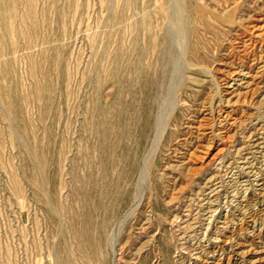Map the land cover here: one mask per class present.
Instances as JSON below:
<instances>
[{
	"label": "rangeland",
	"instance_id": "1",
	"mask_svg": "<svg viewBox=\"0 0 264 264\" xmlns=\"http://www.w3.org/2000/svg\"><path fill=\"white\" fill-rule=\"evenodd\" d=\"M123 197L126 261L264 264V0H0V264H113Z\"/></svg>",
	"mask_w": 264,
	"mask_h": 264
},
{
	"label": "bare ground",
	"instance_id": "2",
	"mask_svg": "<svg viewBox=\"0 0 264 264\" xmlns=\"http://www.w3.org/2000/svg\"><path fill=\"white\" fill-rule=\"evenodd\" d=\"M181 51V50H180ZM189 67V66H188ZM218 95V94H217ZM158 127V126H157ZM145 165V164H144ZM147 165V164H146ZM149 165V164H148ZM145 167V166H144ZM148 167V166H147ZM145 169H146V167H145ZM148 169V168H147ZM142 173H143V170H142ZM141 176H139V178L141 177V180L143 179L142 178V176L144 175V173L143 174H140ZM139 178H137V183H139L138 182V179ZM143 181V180H142ZM140 184V183H139ZM136 185V184H135ZM139 188H141V187H139ZM263 192V191H262ZM137 193H138V190H137V186L135 187V192H134V195H135V199L139 196H141V195H139L138 194V196H137ZM137 196V197H136ZM121 197V196H120ZM125 197H123V199L121 198V199H117L116 198V201H115V203H113L112 204V207H110V210H109V213H108V217H107V219H108V221L107 222H105V224H104V230H103V232H102V234H101V240H103L104 238H106L107 237V247H108V249L110 250V252H111V255H112V262H113V264H135L136 263V260L135 259H132V260H130V261H126V260H124L125 258H124V252L126 251V248L124 247V246H122V247H119L118 249L117 248H114V246H115V244H116V235H117V229H118V224H120L119 223V221H122V219H123V216H124V214L123 215H121V217L119 218V221H116L115 222V224L112 226V230L109 232L108 230H107V228L109 227V222L113 219V218H115L116 217V213H117V211L119 210L118 208H120L121 207V204H123L124 203V201H125ZM138 199V198H137ZM139 201H141L140 199H139ZM139 203V202H138ZM230 204V203H229ZM124 205V204H123ZM242 205H244V204H242ZM133 207H134V205H133ZM247 207V206H246ZM249 207V206H248ZM241 208V207H240ZM133 209V208H132ZM131 209V210H132ZM130 210V209H129ZM151 210V209H150ZM240 210V209H239ZM238 210V212L239 213H237V215L236 214H233V212H227V214H225L224 215V220H223V223H222V225L225 227V228H222V231L223 230H227V228H228V225L230 224V227H233V221H238L239 223L240 222H242V219H241V214H240V211ZM229 211H231V210H229ZM237 211V210H236ZM242 211V210H241ZM245 211V210H244ZM243 211V212H244ZM128 212V211H127ZM126 212V213H127ZM148 212V211H147ZM151 212V211H150ZM152 213H154V212H152ZM153 215V214H152ZM149 216H151V215H148L147 217L149 218ZM189 216V215H188ZM243 216V215H242ZM157 217V216H156ZM187 217V216H186ZM243 218H244V216H243ZM250 218V217H249ZM106 219V220H107ZM124 219H125V217H124ZM136 219V218H135ZM153 219V218H152ZM156 219V218H155ZM161 219V218H160ZM187 219V218H186ZM209 219H211V218H209ZM209 219H206V220H209ZM105 220V221H106ZM114 220V219H113ZM138 220V219H137ZM188 220V219H187ZM134 221H136V220H134ZM153 221V220H152ZM172 221V220H171ZM190 221V220H189ZM144 222V221H143ZM158 222V221H157ZM170 222V221H169ZM155 223V222H154ZM161 223V222H160ZM249 223V222H248ZM133 224V223H132ZM136 224H137V222H136ZM148 224L149 223H145V225H144V227H141V228H139V229H137V231H140V233L139 234H145V232H146V228H148L149 226H148ZM159 224V223H158ZM170 224V223H169ZM233 224V225H232ZM243 224V223H242ZM117 225V226H116ZM141 225V224H140ZM150 225V224H149ZM172 222H171V227H172ZM187 223H184V225L183 226H185V227H189L190 225H187ZM147 226V227H146ZM235 226V225H234ZM245 226H246V224H245ZM140 227V226H139ZM159 227V226H158ZM170 227V228H171ZM207 228H206V230L205 231H207L209 234H208V238H205V236L206 235H203L202 237H200V239L201 240H199V242H203L204 241V243H205V245H200V249H196V251L198 250H201V253H199V254H197V256L196 257H194L195 259L196 258H201L200 257V255H202L203 256V258L204 259H200L199 261H198V259H197V261L199 262L198 264H244L245 262H243V257H242V255L245 253V252H243V249L242 248H248V252L249 251H251V253H252V251L253 250H255L253 247H252V241L249 239V237L248 236H246V235H244V236H246V238H243L242 237V235L240 234V230L241 229H238L236 232H234V233H232L233 231H231L229 234V236H225V235H222V238H223V240L221 241L220 240V242H221V244H219L218 243V232H219V227H217L216 225H214V224H212L211 223V221H208V225L206 226ZM222 227V226H221ZM220 227V228H221ZM132 228V227H131ZM135 230H136V228L135 227H133ZM183 227L182 226H180V227H178L177 226V230L178 229H182ZM191 228V227H190ZM251 227H249L248 228V226H247V228H245L244 230L246 231V232H248V230L250 229ZM151 229V228H150ZM172 229V228H171ZM252 229V228H251ZM123 230V229H122ZM134 230V231H135ZM173 230V229H172ZM184 230V229H183ZM252 230H254V229H252ZM252 230H251V232L249 233V235H251V233H252ZM181 231V230H180ZM179 231V232H180ZM204 231V232H205ZM181 232H183V231H181ZM203 232V233H204ZM225 232V231H224ZM186 233V232H185ZM187 233H188V231H187ZM172 234V233H171ZM182 234V233H181ZM219 234L221 235V232H219ZM235 234V235H234ZM254 234V233H253ZM183 235V234H182ZM189 235V234H188ZM133 235H131V238H129V239H132V238H134V237H132ZM137 236V235H136ZM171 236V239H173L172 238V235H170ZM141 237V236H140ZM252 237V236H251ZM250 237V238H251ZM192 238V237H191ZM204 238V239H203ZM170 239V240H171ZM184 239V238H183ZM186 239L188 240V238H187V236H186ZM202 239H203V241H202ZM192 240V239H191ZM184 241H186V240H184ZM240 241H241V244L242 245H245L244 247L242 246V247H240ZM101 242H103V241H101ZM154 242V241H153ZM259 244V243H258ZM264 244V243H263ZM256 245V244H255ZM164 246H166V245H164ZM167 248H168V244H167ZM166 249V248H165ZM202 249H206L207 250V252L205 253L204 252V250H202ZM264 249V248H263ZM262 249V250H263ZM167 250V249H166ZM205 250V251H206ZM245 250V249H244ZM262 250H261V252H262ZM246 251V250H245ZM246 251V252H247ZM204 253V254H203ZM250 253V254H251ZM256 258V257H255ZM263 259V258H262ZM258 262V261H257ZM245 264H247V262L245 263Z\"/></svg>",
	"mask_w": 264,
	"mask_h": 264
}]
</instances>
